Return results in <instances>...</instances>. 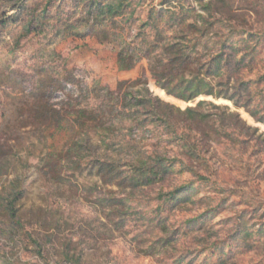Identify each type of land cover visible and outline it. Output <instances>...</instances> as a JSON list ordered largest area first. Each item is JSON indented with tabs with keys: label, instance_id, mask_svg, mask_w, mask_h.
Wrapping results in <instances>:
<instances>
[{
	"label": "rangeland",
	"instance_id": "374dc122",
	"mask_svg": "<svg viewBox=\"0 0 264 264\" xmlns=\"http://www.w3.org/2000/svg\"><path fill=\"white\" fill-rule=\"evenodd\" d=\"M63 2L0 0V264H264V124L224 99L168 96L146 72L152 98L180 110L202 100L216 107L197 108L204 119L196 123L173 115L170 127L148 119L137 129L118 113L80 127L74 111H102L118 83L135 81L147 63L120 70L113 46L72 34L82 13ZM188 2H212L252 32L264 28V0ZM256 72H264V51ZM41 80L52 83L44 100ZM252 87L264 93V82ZM145 88L125 86L131 98H148L137 94ZM39 101L62 119H34ZM180 135L196 145L200 165L183 156ZM134 154L186 166L151 184L98 175L101 164L120 180L131 175ZM170 194L178 199L168 202ZM12 203L19 227L5 213Z\"/></svg>",
	"mask_w": 264,
	"mask_h": 264
},
{
	"label": "trees",
	"instance_id": "16d2710c",
	"mask_svg": "<svg viewBox=\"0 0 264 264\" xmlns=\"http://www.w3.org/2000/svg\"><path fill=\"white\" fill-rule=\"evenodd\" d=\"M63 1L58 8L64 4ZM73 2V7L82 13L73 24V35L95 37L113 46L120 70H131L142 61L147 63V68L141 70L135 81L118 83L116 92L109 93L107 105L102 111H74V121L80 127L87 122L95 125L98 118L103 120L102 124H108L117 113L123 120L133 118V125L137 129L148 124V119L151 122L162 121L170 127L173 115L196 123L204 119L197 108L206 103L216 107L202 100L195 108L180 110L159 98H152L145 88L146 72L168 96L184 102L194 101L201 96L224 99L264 124V102L261 106H254L256 96L260 94L264 99V93H256L254 91L257 89L252 87L264 82V72L253 73L264 51V28L252 32L244 20L235 21L233 16L219 10L212 2H198L195 6L188 0H159L157 4H153L152 0ZM252 73L254 78H250ZM50 85L51 82L41 80L42 98ZM126 85L143 86L145 89L138 90L137 94L145 93L148 98H131ZM42 98L41 101L44 100ZM120 107L123 110L119 111ZM140 108L150 118L140 119L137 110ZM223 109L229 108L224 106ZM31 110L36 114L34 119L45 120L49 124L62 119L60 111L47 102L39 101ZM229 116L237 117L234 113H229ZM178 138L184 142L183 156L200 165L203 158L197 152L196 145L186 141L188 137L184 135ZM133 161L135 171L121 180L120 173L112 164H101L97 173L108 184H151L165 179L176 170L177 165L186 166L179 158L157 154H134ZM21 193V189L15 191L16 197ZM167 197L168 202L178 199L174 194L166 195L164 199ZM5 213L16 226H20L15 218L13 203Z\"/></svg>",
	"mask_w": 264,
	"mask_h": 264
}]
</instances>
